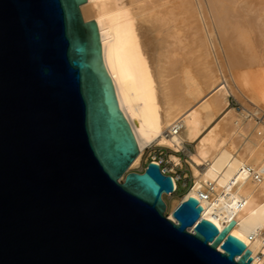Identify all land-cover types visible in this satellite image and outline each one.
I'll return each mask as SVG.
<instances>
[{"label": "water", "instance_id": "obj_1", "mask_svg": "<svg viewBox=\"0 0 264 264\" xmlns=\"http://www.w3.org/2000/svg\"><path fill=\"white\" fill-rule=\"evenodd\" d=\"M86 3L0 0V264H252L195 199L166 217L159 165L129 173L138 143Z\"/></svg>", "mask_w": 264, "mask_h": 264}, {"label": "bare ground", "instance_id": "obj_2", "mask_svg": "<svg viewBox=\"0 0 264 264\" xmlns=\"http://www.w3.org/2000/svg\"><path fill=\"white\" fill-rule=\"evenodd\" d=\"M81 12L98 27L104 68L138 143L131 167L146 148L191 160L195 186L167 205V217L177 223L174 212L195 199L200 221L221 233L232 227L229 235L246 245L252 264H264V126L249 121L264 113V0H87ZM215 38L226 71L214 68ZM242 94L257 107L250 117L226 112Z\"/></svg>", "mask_w": 264, "mask_h": 264}, {"label": "rangeland", "instance_id": "obj_3", "mask_svg": "<svg viewBox=\"0 0 264 264\" xmlns=\"http://www.w3.org/2000/svg\"><path fill=\"white\" fill-rule=\"evenodd\" d=\"M216 39L217 38L214 40V44H212L214 47L212 59L216 65L214 68H216V70H221L223 68L222 70L226 71L225 67L222 66L225 60L224 46L220 40L218 41ZM256 108L255 104L251 101L245 100L242 94L241 101H238L233 97L230 98V107L226 112L231 111L235 116H242L243 118V116L250 117V114L247 111L253 112ZM217 120L218 121L215 122V124L222 120V116ZM250 120H254L256 126H264V113H260L257 117H251L249 121ZM188 149L192 153H195L196 144L189 146ZM259 150L262 153V160L258 169H261L264 167V147L259 146ZM176 160L178 162H176ZM151 163H158L167 176L178 178V190L169 196H165V199H163L166 207L167 205L176 206L184 198L187 192L195 186L197 181L190 158L185 152H175L166 147H156L153 150L146 148L142 153L139 163L135 167H131L129 173L143 174ZM249 181L250 179L247 180L244 186H246ZM244 186H240L238 192H241ZM232 203L233 200L229 202H220L218 207L219 211H228V207ZM169 210L167 207L165 213L166 217L170 213Z\"/></svg>", "mask_w": 264, "mask_h": 264}, {"label": "built area", "instance_id": "obj_4", "mask_svg": "<svg viewBox=\"0 0 264 264\" xmlns=\"http://www.w3.org/2000/svg\"><path fill=\"white\" fill-rule=\"evenodd\" d=\"M154 164H157V165H159L158 163H154ZM160 166V165H159ZM161 167V166H160ZM161 170H162V168H161ZM162 173L164 174V175H166V173L162 170ZM167 176V175H166ZM172 179H173V181H174V177H172ZM177 179V181H178V178H176Z\"/></svg>", "mask_w": 264, "mask_h": 264}]
</instances>
